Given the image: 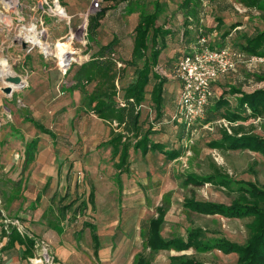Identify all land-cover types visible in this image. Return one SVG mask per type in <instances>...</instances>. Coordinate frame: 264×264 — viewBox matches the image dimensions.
Listing matches in <instances>:
<instances>
[{
	"label": "rangeland",
	"instance_id": "1",
	"mask_svg": "<svg viewBox=\"0 0 264 264\" xmlns=\"http://www.w3.org/2000/svg\"><path fill=\"white\" fill-rule=\"evenodd\" d=\"M59 1L62 19L39 10L40 0H17L12 7L0 2V65L25 82L16 86L0 75L1 199L12 187L20 188V191H16L18 200L24 199L27 194L28 171L36 163L25 168V162L12 160L24 147L25 150L30 147L28 150L33 152L35 160L38 156V163L45 161L47 154L58 151L61 154H57L53 166L58 165L62 171L70 170V181L62 185V195L67 192L63 186L68 185L69 196L79 202L86 201L91 186L96 188L94 209L89 206L74 216L68 214L66 218L65 233L73 238L76 251L68 264L74 260L75 264H135L140 256L151 264H175L172 261L175 257L194 259L203 264H237V254L226 255L218 250L153 253L144 248L143 233L149 222L157 217V208L165 203L168 206L162 228L165 240H186L191 230L200 228L205 233V239L225 238L244 245L250 236L248 225L252 218L202 215L189 212L185 207L186 200L192 197L200 202L229 206L237 193L222 184L196 186L188 184L187 179L191 175L208 177L219 169L234 182H252L264 188L262 153L248 149L230 151L212 148V141L221 139L224 129L232 134L233 124L220 118L209 124L198 122L183 127L173 119L177 115L176 87L165 85L163 114L161 119L157 118L149 87L147 101L141 109L144 129H151V139L162 145L165 151L181 149L182 155L170 161L159 151L143 155L132 149L129 170L121 175L116 166L118 160L113 158L111 148L104 146L117 125H111L93 113L78 111L81 92L74 81V74L97 55L100 47L115 38L119 46L111 57L117 65L116 83L122 88L132 82L135 69L124 63L131 59L135 28L140 13H154L157 3L161 7L157 24L169 31L170 35L165 39L166 48L156 69L168 71L179 56L196 47L204 32L212 44L237 47L244 35L252 36L264 31V12L246 10L236 0H198L192 6L195 16L188 19L182 8L184 0H132L131 7L129 3L114 4L104 0L97 9L92 0ZM130 8H133L131 12L136 13L131 15ZM101 12L105 13V17L92 39L89 35L90 19ZM32 25L38 26L39 33L44 29L43 37L40 36L54 50L57 45L63 47L70 44L74 61L59 62L53 56L44 55L39 48L26 44L22 28ZM254 59L253 63L245 61L222 76L215 89L220 94L229 87L246 93L264 89V57ZM101 84L103 87V80L97 79L89 83L85 81L81 87L92 93ZM167 84L175 85V82L168 81ZM7 87L13 90L11 94L4 92ZM236 97L227 95L232 106L236 104ZM223 110L221 113H224ZM235 125H244L247 132L264 139V118ZM48 130L56 135L58 144L53 146L52 139L55 137L47 134ZM38 163L37 167L40 168ZM21 204L18 208L19 204L15 202L12 210H18L21 215L19 220L23 223L27 210L25 201ZM85 222L95 223L98 227L104 249L99 258L94 257L90 231L84 228ZM25 232H28L26 227ZM34 251L32 259L40 253L39 249ZM49 251L54 257L50 245ZM27 263L36 264L33 260Z\"/></svg>",
	"mask_w": 264,
	"mask_h": 264
},
{
	"label": "trees",
	"instance_id": "2",
	"mask_svg": "<svg viewBox=\"0 0 264 264\" xmlns=\"http://www.w3.org/2000/svg\"><path fill=\"white\" fill-rule=\"evenodd\" d=\"M107 1L114 4H131L132 0ZM197 1L184 0L182 3V8L186 12L188 19L195 16L196 13H194V7L192 6ZM236 1L246 10L264 12V0ZM131 9L133 10V8H130L129 12L134 13L131 12ZM134 9L137 10V7ZM160 14L161 7L158 3L154 13L141 12L140 14L138 25L135 28L132 58L124 63L127 67L135 69L133 80L127 86L120 88L116 84L117 65L114 61L115 59L111 57L116 52V47L119 46L118 40L115 38L107 45L100 47L97 55L92 57L90 62L79 67L74 74V81L79 85L82 96L78 111L93 113L99 119L111 125H117L111 131V138L104 146L110 147L113 158L118 160L116 166L119 174L126 173L129 170L130 151L132 149L140 151L144 155L149 152L159 151L164 153L170 161L176 160L182 155L181 149L165 151L162 145L155 143L151 139L153 132L151 129L145 130L141 121L140 107L146 101L149 87H151V102L155 108L157 118L161 119L163 114L165 85L168 81L166 78H161L156 68L159 64L161 53L166 48L165 39L170 35V32L157 24ZM104 17L105 13L101 12L90 19L89 35L92 39L97 35ZM205 34V32L202 33L200 37L206 36ZM206 37L209 38V45L212 49H221L228 46L244 53L248 57H264V31H259L252 36L244 35L237 47L212 44L210 37L208 35ZM160 40L162 45H160ZM97 79L103 80V87L101 84L92 93H88L81 87L85 81L89 83ZM228 94L238 96L234 106L231 105L230 100L227 98ZM121 103L124 105L122 106ZM222 110L224 113H221ZM218 118L226 120L230 125L233 124L231 126L232 134L227 129H224L221 133V139L212 141V148L230 151L248 149L262 153L264 156V139L247 132L244 125H235L250 119L264 118V89L246 93L234 87H229L219 99L215 100L214 105L207 110L205 124L211 123ZM176 121L180 122L183 127L187 126L183 121ZM46 133L54 137L51 131L48 130ZM33 158V152L28 151L27 162H32ZM187 180L188 184L196 186L204 185L205 183H218L236 192L237 197L229 206L200 202L192 197L186 200L185 207L189 212L202 215H221L237 219L252 218V222L248 225L250 231L249 239L244 245L233 243L225 238L205 239L204 231L197 228L188 233L186 240L174 238L167 241L162 236V228L165 224L168 210V206L164 203V206L157 208V217L152 219L144 230V248L150 249L153 253L161 251L181 253L191 249L218 250L226 255L237 254V264H264V188L252 182H234L228 175L220 173L219 169L214 175L208 177L191 175ZM91 198L94 199L93 192ZM93 231L95 248L98 250L100 241L95 228H93ZM8 238L9 243L13 241L25 243L30 253L31 250H35L34 240L26 235H21L15 229L11 230ZM172 261L175 264H203L194 259L184 257H175ZM135 264H151V262L140 256L136 259Z\"/></svg>",
	"mask_w": 264,
	"mask_h": 264
},
{
	"label": "crops",
	"instance_id": "3",
	"mask_svg": "<svg viewBox=\"0 0 264 264\" xmlns=\"http://www.w3.org/2000/svg\"><path fill=\"white\" fill-rule=\"evenodd\" d=\"M135 13H132L131 15ZM191 49H192L191 52H193L194 48L192 47ZM188 53L190 52H185V54L179 56V58H181L182 56ZM131 58H132V54H131ZM172 69L166 71L171 74ZM167 81L173 83L175 82L169 79H167ZM166 85L169 86L170 88L176 87V90H178V95H179V84L177 82H175V85H171V84L170 85L166 84ZM224 91L225 90H223V92ZM215 92L217 95L216 99L217 98L219 99V97L223 94V92H221L220 94L219 91L216 89ZM214 102L215 101L211 103L208 109L214 105ZM203 122L205 123V120ZM54 137L55 138L52 139L53 146L55 145V143H57L56 135H54ZM108 141H106L105 143H107ZM29 148L30 147H27V150ZM27 150H25L24 147V150L20 153H17L15 155V159H12L16 163L20 161L25 162V166H26L25 168H27L32 163H34L33 165H35L36 163V166H31V168L28 171L29 172L28 184L26 190L27 194L24 195L25 196L24 199L18 200L16 198L18 196L16 191H20L19 190L20 188L12 187L11 191H8V194L6 196H3V200L0 197V226H1V222L5 219L21 218V215L18 214V210L15 209L13 211L12 209L15 208V202L16 204L17 203L19 204L18 205L19 207L17 205L16 207L20 208V205H22L21 203L25 201L26 205H24V207L25 210L27 211L25 212L23 218L26 219V221H23L22 224L26 227V230L28 231L27 232L28 238L32 237L30 239L34 240V243L36 240L39 239L47 241L50 245V248L54 256L53 257L54 264H68L71 260V257H74V255L76 254V251L73 247L75 246V244L73 243V238L65 233L64 226H65L66 218L68 217V214H72V216H74L73 214H76V212L79 213L81 209H88L89 206H91L92 209H94L96 205L95 202L96 188L93 185L91 186L88 200L86 201L83 200L79 202V200L75 199V197L69 196L67 194L69 190L68 185L63 186L67 192L64 193V195H62V185H65L68 181H70V178L68 177V175L70 174V170L62 171V169L58 165L57 167L53 166L55 165V162L57 160V154H61V153H58V151H53L51 155L47 154L46 157H44L45 161H43L42 163L41 162L38 163L39 160L38 156L36 160L34 157L33 161L28 163L27 153L29 150L28 151ZM37 163L38 166H40V168L37 167ZM119 183H121V181ZM53 186L55 188H53ZM59 187L61 189H59ZM92 192L94 193V199L91 198ZM8 207H10V209ZM84 228H87V230L90 231V239L93 244V254L94 257L99 258L101 252L104 249H102L101 247V239L98 233V227L95 223L85 222ZM93 228H95L96 234L100 241V246L98 250L95 248V243L93 239V232H94ZM77 236L80 237V235ZM4 246L5 247L3 250V256H2V260L0 261V264H28L27 263L28 260H32V258L35 255L34 254L35 251L33 250H31L30 253L28 246L25 243H20L19 241H13L12 243H9V238L5 242ZM75 261L76 260H74L72 264H75Z\"/></svg>",
	"mask_w": 264,
	"mask_h": 264
},
{
	"label": "built area",
	"instance_id": "4",
	"mask_svg": "<svg viewBox=\"0 0 264 264\" xmlns=\"http://www.w3.org/2000/svg\"><path fill=\"white\" fill-rule=\"evenodd\" d=\"M15 1L17 0H0L7 7H12ZM92 1L96 9L104 2V0ZM39 4V10H42L44 14L49 12L58 16L57 9L61 7L59 0H51L50 2L49 0H40ZM41 25L43 26V23ZM25 29L30 30L31 33L32 31L35 32L37 37L42 40L41 36L44 29L40 33L37 25ZM23 41L33 46L32 34L26 35L25 33ZM254 58L256 57H248L228 46L221 49H212L209 45V39L206 36H201L193 52L177 60L171 74L164 68L156 69L157 72L159 70L158 73L163 78L179 84L177 115L173 119L183 121L188 127L203 122L206 119L208 107L213 100H216L215 87L221 77L234 71L245 61L253 63L256 60ZM121 105L124 104L121 103ZM140 109H142V106ZM12 229L17 230L23 236H28L24 225L19 219L3 220L0 226V261L3 256L4 244L8 240V234ZM35 249H39L40 253L38 257L32 259L33 262L35 261L36 264H54V258L50 254L49 245L46 241L36 240Z\"/></svg>",
	"mask_w": 264,
	"mask_h": 264
},
{
	"label": "bare ground",
	"instance_id": "5",
	"mask_svg": "<svg viewBox=\"0 0 264 264\" xmlns=\"http://www.w3.org/2000/svg\"><path fill=\"white\" fill-rule=\"evenodd\" d=\"M57 15L59 18L62 19V9L61 8H58L57 9ZM30 30H27L25 28H22V32L23 34L26 33V35H29V34H32V37H33V43L32 45L34 47H37L40 49V51L46 55V56H53L55 59H57V61L59 62H64L66 60H69V61H74L72 59V54H71V47H70V44L68 45H65L62 47V45H57L56 46V49H52L51 45L49 43H47L45 40H41L39 37H37L36 33L32 31L29 32ZM42 41H45V43H42ZM72 42V41H71ZM42 43V44H41ZM48 58V57H47ZM7 64V63H6ZM0 75L1 77H5L6 79H9V78H13V77H18L15 73L11 72L10 70H7L4 66L0 65ZM21 80V79H20ZM11 84V83H10ZM9 84V87H12L11 85ZM21 84H25V82H23L21 80ZM20 84V85H21ZM20 85H16V86H20Z\"/></svg>",
	"mask_w": 264,
	"mask_h": 264
},
{
	"label": "water",
	"instance_id": "6",
	"mask_svg": "<svg viewBox=\"0 0 264 264\" xmlns=\"http://www.w3.org/2000/svg\"><path fill=\"white\" fill-rule=\"evenodd\" d=\"M8 82H10V83H12L14 85H20L21 84V80H20L19 77L9 78ZM4 92L6 94H11L13 92V90L11 88L7 87V88L4 89Z\"/></svg>",
	"mask_w": 264,
	"mask_h": 264
}]
</instances>
